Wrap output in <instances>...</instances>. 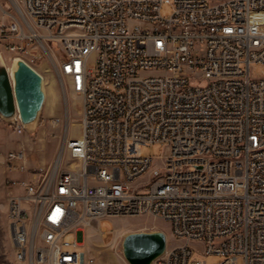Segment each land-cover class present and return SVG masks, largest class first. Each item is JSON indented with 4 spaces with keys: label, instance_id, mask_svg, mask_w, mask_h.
Masks as SVG:
<instances>
[{
    "label": "built area",
    "instance_id": "2783aa9c",
    "mask_svg": "<svg viewBox=\"0 0 264 264\" xmlns=\"http://www.w3.org/2000/svg\"><path fill=\"white\" fill-rule=\"evenodd\" d=\"M16 4L19 17L0 21L6 60L51 57L82 102L55 169L8 180L20 189L7 195L16 259L96 264L84 231L103 237L101 218L146 215L183 241L167 247L165 236L150 264H206L192 241L222 257L212 264H264V75L250 74L264 66V0ZM153 143L166 148L159 160L141 151Z\"/></svg>",
    "mask_w": 264,
    "mask_h": 264
},
{
    "label": "rangeland",
    "instance_id": "374dc122",
    "mask_svg": "<svg viewBox=\"0 0 264 264\" xmlns=\"http://www.w3.org/2000/svg\"><path fill=\"white\" fill-rule=\"evenodd\" d=\"M16 0H0V21H8L9 15L19 17ZM172 10L171 5H163L161 13ZM59 58L60 52L55 51ZM9 67L12 59L5 57ZM34 68L43 76L45 98L35 126L31 130L18 133L4 121L0 122V264H29L15 257L9 234V217L7 195L12 190L9 179L29 180L32 176H44L55 169L65 134L78 135L82 111L81 98L65 90L63 83L53 68L52 58L44 55L34 63ZM252 77L264 75V66L252 64ZM22 151L23 159H8V152ZM166 150L164 144L153 143L141 147L143 154L159 160ZM100 226L107 229L101 235L93 229L83 233V244L93 255L97 264H128L122 254V239L129 232L156 231L164 232L167 247L181 244L182 239L172 236L170 224L159 217L146 215H116L101 218ZM86 232H89L86 234ZM72 234V233H70ZM69 234V235H70ZM193 255L212 264L222 257L217 254H204L202 243L192 241ZM83 248V247H81ZM124 261V262H121ZM238 264H241V260Z\"/></svg>",
    "mask_w": 264,
    "mask_h": 264
},
{
    "label": "water",
    "instance_id": "95a60500",
    "mask_svg": "<svg viewBox=\"0 0 264 264\" xmlns=\"http://www.w3.org/2000/svg\"><path fill=\"white\" fill-rule=\"evenodd\" d=\"M10 69L0 55V118L14 124L18 118L24 130H31L39 117L45 92L43 76L20 57ZM81 239V231H78ZM122 254L128 264H150L165 248L161 230L129 232L122 239Z\"/></svg>",
    "mask_w": 264,
    "mask_h": 264
},
{
    "label": "bare ground",
    "instance_id": "6f19581e",
    "mask_svg": "<svg viewBox=\"0 0 264 264\" xmlns=\"http://www.w3.org/2000/svg\"><path fill=\"white\" fill-rule=\"evenodd\" d=\"M67 28L70 29H78V21H67ZM0 55L3 57V60H5L6 54L5 52H3L2 50H0ZM11 65V63H10ZM8 67V69H10L11 67ZM103 230V228H100V231ZM9 234H10V238H11V242H12V246L14 248V253H17V244H15V236L13 231H11V229L9 228Z\"/></svg>",
    "mask_w": 264,
    "mask_h": 264
},
{
    "label": "crops",
    "instance_id": "0c3cea01",
    "mask_svg": "<svg viewBox=\"0 0 264 264\" xmlns=\"http://www.w3.org/2000/svg\"><path fill=\"white\" fill-rule=\"evenodd\" d=\"M20 180H22V179H20ZM12 190L14 191V192H17V191H19L20 189L19 188H12ZM106 229V228H105ZM107 230V229H106ZM120 260V259H119ZM121 261V260H120ZM121 262H124V261H121ZM96 264H97V262H96ZM123 264H125V263H123Z\"/></svg>",
    "mask_w": 264,
    "mask_h": 264
}]
</instances>
